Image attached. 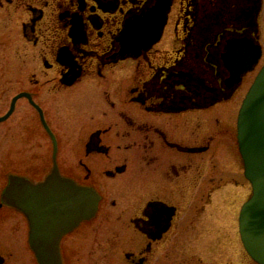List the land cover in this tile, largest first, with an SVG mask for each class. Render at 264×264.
<instances>
[{
	"label": "flooded vegetation",
	"instance_id": "obj_1",
	"mask_svg": "<svg viewBox=\"0 0 264 264\" xmlns=\"http://www.w3.org/2000/svg\"><path fill=\"white\" fill-rule=\"evenodd\" d=\"M263 10L0 0V264H39L51 242L62 264H93L103 245L127 264L201 261L189 242L222 238L212 196L239 193L243 177L253 191L238 119L264 66ZM63 179L100 197L69 227Z\"/></svg>",
	"mask_w": 264,
	"mask_h": 264
},
{
	"label": "water",
	"instance_id": "obj_2",
	"mask_svg": "<svg viewBox=\"0 0 264 264\" xmlns=\"http://www.w3.org/2000/svg\"><path fill=\"white\" fill-rule=\"evenodd\" d=\"M258 10L260 12V5ZM139 38V35H132V45L139 44ZM261 56L260 50L254 52L243 74L251 70ZM238 140L244 174L253 189L239 215L241 240L251 259L257 264H264V66L243 101L238 119ZM62 181V220L69 227L94 214L100 197L93 190L79 187L70 179ZM44 245L46 248L38 251L39 264H62L58 244L51 242Z\"/></svg>",
	"mask_w": 264,
	"mask_h": 264
},
{
	"label": "rangeland",
	"instance_id": "obj_3",
	"mask_svg": "<svg viewBox=\"0 0 264 264\" xmlns=\"http://www.w3.org/2000/svg\"><path fill=\"white\" fill-rule=\"evenodd\" d=\"M3 38L5 37L3 36ZM6 56L10 59L11 52L8 51ZM262 63H264V56ZM242 182L244 187L237 194L228 192L216 198L212 196V205L215 206L214 220L217 222L218 228L222 231L221 240L216 243H211L210 247L209 243L203 244V242H200L196 244L189 242L191 246L196 247L194 251L196 255L195 258H200L201 261H194L190 256H187L189 254L184 255L182 253L183 255H181V253H179L178 260L174 261L175 263H171V260H168L167 264H254L249 261L245 249L240 242V238L238 237L237 220L239 209L251 196V187L244 177ZM230 204H233L232 208H230ZM184 244V246H188V243ZM206 245H208V247H206ZM102 248L96 260L93 261V264H127L123 258L111 257V252L107 249L106 245H103Z\"/></svg>",
	"mask_w": 264,
	"mask_h": 264
}]
</instances>
